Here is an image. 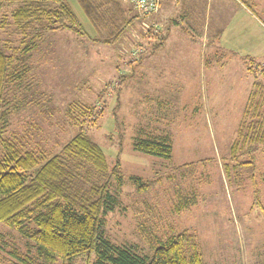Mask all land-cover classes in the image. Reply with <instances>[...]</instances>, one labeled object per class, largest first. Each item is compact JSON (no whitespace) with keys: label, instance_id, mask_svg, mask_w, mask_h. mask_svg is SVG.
Instances as JSON below:
<instances>
[{"label":"rangeland","instance_id":"374dc122","mask_svg":"<svg viewBox=\"0 0 264 264\" xmlns=\"http://www.w3.org/2000/svg\"><path fill=\"white\" fill-rule=\"evenodd\" d=\"M67 1L93 35L76 3ZM124 2L133 20L118 44H96L61 31L47 35L29 55L26 62L38 80L20 95L26 107L11 119L7 136L24 149L55 154L78 132L68 120L69 105L94 106L98 115L94 122L86 120L83 130L103 150L109 167L119 162L123 178L118 192L112 188L114 210L103 217V235L110 243L149 256L150 235L144 227L161 240L187 230L197 240L203 264H264V154L257 155L256 204L248 181L236 183L223 168L250 88L241 62L264 65V0L229 2L223 13L228 21H221L218 33L208 32L218 39L205 47L202 69L198 45L185 54L176 48L181 52L170 57L178 54L180 62H168L164 68L171 71L160 73L146 60L149 36L157 31L153 14L139 15ZM13 41L0 28V46L6 49ZM216 54L221 65L213 63ZM139 56L145 59L136 65ZM139 129L169 134L170 159L135 151ZM189 163L195 165L183 170L186 177L179 180L174 169ZM135 176L152 183L150 189L137 192L130 180ZM180 188L191 205L175 210ZM158 245L154 241L153 247ZM28 259L37 261L32 243L0 223V264H26ZM93 261L94 256H85L70 264Z\"/></svg>","mask_w":264,"mask_h":264},{"label":"trees","instance_id":"16d2710c","mask_svg":"<svg viewBox=\"0 0 264 264\" xmlns=\"http://www.w3.org/2000/svg\"><path fill=\"white\" fill-rule=\"evenodd\" d=\"M72 1L93 35L87 34L67 0H0V12L4 11L0 28L16 40L5 44L7 50L0 46V223L32 243L37 260L33 264H70L85 256H94L92 264H203L197 240L187 230L161 240L144 227L143 232L150 235L149 256L115 246L104 237L103 217L116 206L112 188L118 192L123 178L119 162L109 167L103 150L83 130L86 120L94 122L98 115L94 106L69 105L67 117L78 132L55 154L24 149L7 136L11 119L26 107L20 95L31 91L38 80L26 60L47 35L67 31L96 44L114 46L132 26L133 18L128 17L130 10L123 0ZM214 59L215 64L221 63L219 55ZM243 63L252 82L229 146V163L223 168L228 177L232 172L236 183L248 181L256 204L257 155L264 154V65ZM135 133V151L170 159L169 134L143 129ZM194 165L175 168V176L184 180L183 170ZM130 180L139 193L152 184L136 176ZM176 195L175 210L191 205L181 188ZM154 241L159 245L153 247Z\"/></svg>","mask_w":264,"mask_h":264},{"label":"crops","instance_id":"0c3cea01","mask_svg":"<svg viewBox=\"0 0 264 264\" xmlns=\"http://www.w3.org/2000/svg\"><path fill=\"white\" fill-rule=\"evenodd\" d=\"M229 2H233L236 5L235 0H159L158 11L150 18L154 22L157 31L154 29V34L153 36H149L150 39L147 43L148 52L146 60L151 65V69L158 73L164 70L171 71L169 68H164V65L173 61L179 63L181 60L178 54L175 57H170L171 52H181L175 50L179 48L184 49L183 54H185V51H188L185 49L197 50L198 45L200 46L199 59L203 62L202 69L204 66L203 55L205 47H213V44L218 39L216 35V38L214 36L213 38H209L208 32L218 33L221 31L220 26L223 24L222 22L224 20L228 21L223 13L228 11ZM242 10L246 11L244 8ZM228 24L230 23L227 22L226 25L229 26ZM226 31L230 30L226 29ZM156 36L159 37L156 38ZM160 52L164 55H160ZM183 54H180V56ZM144 59L145 57L139 56L135 62L136 65H141ZM213 63L215 64V59ZM221 64L222 62L219 65ZM241 66L246 72L243 61L241 62ZM246 73L249 75L248 72ZM250 78L249 87L252 82V77L250 76ZM159 79L163 80V77H159ZM247 92L249 91L247 90ZM247 95L248 93H246V98Z\"/></svg>","mask_w":264,"mask_h":264},{"label":"built area","instance_id":"2783aa9c","mask_svg":"<svg viewBox=\"0 0 264 264\" xmlns=\"http://www.w3.org/2000/svg\"><path fill=\"white\" fill-rule=\"evenodd\" d=\"M139 15H151L158 11L159 0H128Z\"/></svg>","mask_w":264,"mask_h":264}]
</instances>
